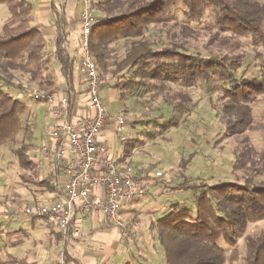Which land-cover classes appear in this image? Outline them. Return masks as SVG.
<instances>
[{
    "label": "trees",
    "instance_id": "obj_1",
    "mask_svg": "<svg viewBox=\"0 0 264 264\" xmlns=\"http://www.w3.org/2000/svg\"><path fill=\"white\" fill-rule=\"evenodd\" d=\"M0 5L8 11L0 29L2 147L20 133L21 116L27 110V105L12 93L29 88L52 90L56 86L52 76L55 68L71 83L75 63L65 43L76 21L58 14L54 48L48 52L44 27L34 23L27 1L0 0ZM90 8L96 19L90 53L99 75L111 81L109 87L118 92L121 101L134 98L149 85L160 88L164 82L189 85L214 81L220 93L218 119L225 135H240L250 129L252 104L258 98L264 99V63L252 79L235 77L234 73L243 66L245 53L237 44L231 45L228 39L219 40L217 36L226 33L228 38L264 42V4L256 0H96L90 1ZM176 8L181 14L172 25L176 31L163 30ZM52 11L56 12L53 5ZM205 14L216 31L203 46L208 54L202 55L189 51L188 40L199 33L193 24ZM157 26L163 27L157 32L165 31L167 44L158 46L150 39V29ZM119 42L124 46L121 53H116L114 45ZM178 99L177 116L189 102L183 95ZM69 104L71 113V99ZM174 121L170 124L176 126ZM133 148L134 145L128 151ZM25 150L24 147L17 151V161L21 169L32 172V178L39 180L38 192L60 194L56 176L41 178L38 164L28 159ZM180 162L185 169V161ZM247 164H237L246 172L241 182L195 184L184 170L174 185L153 180L170 192L193 193L192 208H173L154 223L165 264H264V231L243 236V253L236 245L250 223L264 219V152ZM36 219L41 218H32ZM1 253L0 264H33L8 253L2 258Z\"/></svg>",
    "mask_w": 264,
    "mask_h": 264
},
{
    "label": "rangeland",
    "instance_id": "obj_2",
    "mask_svg": "<svg viewBox=\"0 0 264 264\" xmlns=\"http://www.w3.org/2000/svg\"><path fill=\"white\" fill-rule=\"evenodd\" d=\"M28 1L34 4V0ZM64 1L68 5L67 10L77 5L80 7L79 0ZM90 1L93 3L96 0ZM256 1L264 4V0ZM57 6L60 8L59 3ZM67 10H65L66 13ZM169 17L170 21L164 28L157 26L150 29L153 34L150 39L158 46L160 43L167 44L169 40L164 33L169 28L171 31H176L172 25L175 20L178 21L181 18V14L176 8ZM7 18V8L0 5V29ZM211 25L212 22L206 14L193 24V28L199 33L188 40L190 52L199 51L202 55L208 54L203 46L216 31ZM160 28L165 30H162L161 35L157 32ZM225 34L220 33L217 37L219 40L228 39L231 45L237 44L245 53L243 66L234 73V76L252 79L258 73V67L264 63V42H253L248 38H228V34ZM123 46V42L115 44L116 53H121ZM53 48V39H46V49L51 52ZM216 84L214 81L189 85L164 82L160 88L149 85L142 92L134 94V98L124 101H114L113 96L102 91L101 100L104 106L109 112L122 117L126 121V125L122 127L123 131L126 130L132 134L124 140L121 150L127 152L128 148L134 145L139 151L131 160L130 166L144 170L150 176H153L155 171H160L162 178L157 180L167 182L168 185H174L180 181L179 173L182 170L195 184L205 182L212 186L224 182H241L246 172L239 165L245 164L247 167L250 159H256L264 152V99L258 98L252 104L253 122L250 129L244 134L227 136L218 119L220 93ZM107 88L110 87H104V89ZM34 91L33 88L22 91L19 99L27 105L26 112L21 116L22 129L11 143L0 147V251L2 258H4L3 248L8 235L18 233L22 238L27 236L37 239L41 235L40 223H43L41 220L34 225L28 222L27 226H23L21 222L16 221L13 213L22 206L49 203L48 197H51L49 193L38 192L41 190L39 180L32 178V172L21 169L17 161V151L25 147L27 153L25 155L28 159L39 164V167L43 166L38 147L50 123V118L47 104L32 98ZM15 93L17 91L12 95L15 96ZM181 95L187 97L189 102L177 116L176 109L180 102L178 98ZM172 120H175L176 126L170 124ZM181 160L186 163L185 169ZM41 169L44 171L43 176L46 175L45 170ZM153 183L154 187L147 189L141 203L142 212L134 214L131 223L127 222L134 232V237L126 239L127 244L124 245V251H128L125 253V258L131 264H165L154 223L173 208L193 207L191 191L170 192L169 189L164 188L163 184H157L154 181ZM49 227L55 230L52 226ZM259 231H264V219L250 223L244 233L237 238L236 245L240 253H243V236ZM61 250V244L56 248L48 249L45 257L49 256L42 259L45 261L44 264H57L55 256Z\"/></svg>",
    "mask_w": 264,
    "mask_h": 264
},
{
    "label": "built area",
    "instance_id": "obj_3",
    "mask_svg": "<svg viewBox=\"0 0 264 264\" xmlns=\"http://www.w3.org/2000/svg\"><path fill=\"white\" fill-rule=\"evenodd\" d=\"M78 71L84 81L87 114L73 117L69 99L58 87L42 92L35 90L32 98L47 104L53 122L39 154L47 165L58 167L66 177L61 196L51 204L22 206L13 213L16 219L47 218L62 238L77 240L82 234V220L88 215H99L121 230L125 239L134 237L127 223L119 218L122 204L142 199L146 185L162 178L160 171L153 176L141 169L127 166L118 169L116 160L108 154L99 137L107 122L119 131L126 124L120 116L109 115L101 92L110 80L102 78L90 53V36L96 22L89 0H79ZM93 189L103 195L95 197ZM57 264H66L64 253Z\"/></svg>",
    "mask_w": 264,
    "mask_h": 264
},
{
    "label": "crops",
    "instance_id": "obj_4",
    "mask_svg": "<svg viewBox=\"0 0 264 264\" xmlns=\"http://www.w3.org/2000/svg\"><path fill=\"white\" fill-rule=\"evenodd\" d=\"M26 1L31 5L32 18L34 20V23L44 27L42 33L45 37V41L46 39H53V41L55 40L56 33L58 32L56 26V21L59 18L58 14L60 15L63 13L68 19L76 21L75 27L70 30L65 43L66 50L69 56L74 59L75 63L71 83L68 84L66 82L65 78L61 75L58 68L53 69L52 76L54 81L56 82L55 87H58L61 92L68 97V99H71L72 116L78 117L87 114V111L85 109L87 98L85 95L84 81L78 71V35L80 7L77 5L75 8H68L67 10L68 5L64 0H34V4H31V2L28 0ZM58 3L60 8H58L57 6ZM52 5L55 7L56 12L52 11ZM65 10H67L68 12L66 13ZM104 92H106L110 96H113L114 101L120 100L118 92L115 89H103L102 93ZM21 95L22 91L15 93V97H17L18 99L19 97H21ZM106 110L109 115L116 116L113 113L109 112L107 108ZM49 118L50 123L48 124L44 134L42 135L40 146L46 140L48 131L53 122L50 116ZM131 135V132L126 130L123 131V128L118 131L113 123L107 122L99 137V140L106 146L108 154L116 160L119 170L130 166L131 160L133 159L135 154L139 152L136 147L130 151L127 150V152H123V150H121L124 144V140L128 137H131ZM41 162L43 166L39 167V175L41 174L43 176L44 171H42L41 169L43 168L46 172V175H44L43 177H48L50 175L56 176L59 185L58 191L62 192L66 183V177L64 176L62 170L57 169V167L47 165L46 163H44L42 158ZM42 176L41 178H43ZM153 185V181H150L146 185L145 193L148 188H153ZM92 194L95 197H101L103 195V191L101 189H93ZM49 195L51 196L48 197V199H50V202L41 204H51L62 194L60 193L56 196L55 193H51ZM144 198L145 196L142 199L122 204L119 210V218L121 219V221L125 223H131L134 214H140L142 212V210L140 209L141 203ZM10 220L12 221L13 218ZM39 220L43 222L40 223V238H28L27 236H23L22 238V236L18 235V233L14 235L10 234L8 235V239L4 244L3 255L5 253H8L16 258L26 259L28 263L44 264L45 261H43L42 259L49 256L47 255L45 257L48 249L54 247L56 248L59 244H61L62 250L59 252V254H61L62 252L64 253L66 264H125L126 262H128L125 258V253H128V251H124V245L127 244V242L125 241L126 239L122 237L120 228L108 224L103 219V217L99 215H88L85 219L82 220V234L81 237L77 240H64L58 229L49 220H45L42 218L36 220H32V218L16 219V221L21 222L23 226H27L28 222H32V224L34 225V223L38 222ZM33 225L32 228H34ZM49 226H52L55 230L51 229ZM59 254L55 256V262H57Z\"/></svg>",
    "mask_w": 264,
    "mask_h": 264
}]
</instances>
